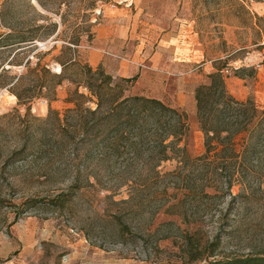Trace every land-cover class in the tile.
Listing matches in <instances>:
<instances>
[{"label": "rangeland", "instance_id": "374dc122", "mask_svg": "<svg viewBox=\"0 0 264 264\" xmlns=\"http://www.w3.org/2000/svg\"><path fill=\"white\" fill-rule=\"evenodd\" d=\"M92 1L83 10L80 0H45L47 9L0 0V34L57 24L26 48H0L1 82L26 75L27 61L64 75L30 109L10 85L0 89V264L264 258V140L248 148L239 136L240 158L217 170L209 156L199 159L206 148L195 101L219 73L228 95L264 111V0ZM85 66L101 68L126 97L184 114L187 132L169 160H160L162 133L151 128L124 139L106 127L85 132L72 110L96 108L74 94L90 97Z\"/></svg>", "mask_w": 264, "mask_h": 264}, {"label": "trees", "instance_id": "16d2710c", "mask_svg": "<svg viewBox=\"0 0 264 264\" xmlns=\"http://www.w3.org/2000/svg\"><path fill=\"white\" fill-rule=\"evenodd\" d=\"M37 1L42 8L47 9L45 0ZM80 3L83 10L94 6L92 0H80ZM39 15L41 14L39 13ZM56 31V23L48 26L31 25L23 29L9 28L8 33L0 34V48L15 45L18 46V49L26 48L35 44V41L42 35H52ZM72 44L77 47L79 39ZM29 65L30 61H27L25 64V67L28 68L26 75L31 73L33 76L27 88L25 87V74L13 77L9 82L3 83L1 75L5 69L3 68L0 72V89L10 85L8 90L18 98L19 104L26 105L28 109L34 99L43 97L44 92L53 96L64 78L63 71L61 74L53 75L47 66H41L40 63L33 69H30ZM85 67L84 86L90 92V97L78 94V91L74 94L83 98L84 103H95L96 108L84 109L81 104H78L77 108L72 109L79 112L85 132L88 133L90 130L98 128L100 129L98 133H102L106 127L108 135L124 139L133 132L142 133V130L148 127L157 135L162 133L156 141L164 153L160 160H169L168 149L173 148L176 141H181L187 132L184 114L157 99L140 96L126 97L123 92L115 90L112 84L113 78L101 68L93 70L89 66ZM48 76H51L54 81L48 80ZM209 77V84L199 86L195 92L197 116L205 135L206 148V153L199 159L209 156L217 165L216 169L222 171L234 159L240 158L236 144L239 136L249 137L248 148L258 147L263 142L264 111L259 113L252 100L239 102L228 95L224 79L219 73ZM70 102L74 103L75 100ZM88 117L91 119L88 120ZM171 138L174 140L168 144L165 143ZM65 202L67 199L57 198L53 201L57 206H62ZM209 264H264V258L250 257L226 262L210 261Z\"/></svg>", "mask_w": 264, "mask_h": 264}]
</instances>
